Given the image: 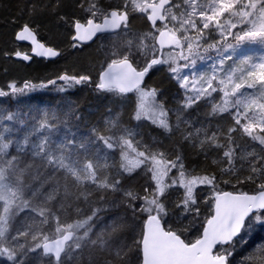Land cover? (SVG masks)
<instances>
[{"label":"snow or ice","instance_id":"6c2138e0","mask_svg":"<svg viewBox=\"0 0 264 264\" xmlns=\"http://www.w3.org/2000/svg\"><path fill=\"white\" fill-rule=\"evenodd\" d=\"M49 7L57 22L72 30L74 48L113 37L101 44L106 60L93 91L110 95L115 105L135 93L131 120L150 121L171 136L181 124H193L182 118L184 111L219 94L205 118L227 114L231 124L217 125L210 133L196 128L185 132L183 140L205 156L222 152L213 163L223 166L218 173L190 176L179 151L169 159L154 150L156 138L153 146L143 143L139 125H121L111 107L106 108L110 119L105 129L92 127L86 133L47 112L37 119L31 112L7 111L0 114V258L6 264H231L236 240L254 223L264 224V0H54L39 9L34 5L30 14ZM134 14L149 22V31H133ZM37 28L35 20L23 23L16 39L31 40L37 55H59L36 39ZM244 46L249 47L239 63L226 67ZM4 55L31 59L19 51ZM197 60L214 61L210 73L183 75L182 69ZM159 65H168L184 89L175 125L168 118L171 110L158 99L160 90L142 87ZM57 79L68 87L93 84L86 74ZM43 87L11 82L8 91L0 89V97ZM116 149L118 163L111 162ZM137 169L146 177L141 190L132 184ZM173 169L177 175L170 176ZM198 186L210 191L204 200L209 214L202 219ZM176 189L182 194L173 200ZM110 209L119 215L95 232L100 214ZM21 213L25 218L18 220ZM245 264H264V245Z\"/></svg>","mask_w":264,"mask_h":264},{"label":"trees","instance_id":"16d2710c","mask_svg":"<svg viewBox=\"0 0 264 264\" xmlns=\"http://www.w3.org/2000/svg\"><path fill=\"white\" fill-rule=\"evenodd\" d=\"M54 3V0H0V89L8 91L7 85L15 82L17 87H23L24 83L45 84L46 87L36 88L27 91L25 94L16 97H0V114H6L7 111L21 110L23 112H31L33 117L37 119L47 112L49 116L55 115L60 120L67 119L72 130L76 131L78 126L80 132L86 133L88 129L97 127L103 131L106 127L105 120L110 119L106 112L107 107L114 109L113 115L119 113L120 123L127 127H136L143 134V143L152 145V139L156 138L158 144L153 146L154 150L164 151L169 159H174L177 151L183 156L185 170L190 176L204 175L210 172H217L219 167L213 163V160H219L222 152L210 151L207 156L198 148L193 147L190 142L183 140V134L187 131L195 132L196 128L205 127L211 131L216 130L217 125L227 126L231 124V119L227 114H223V118L216 117L205 118L204 113L210 110L209 101L201 100L192 108L182 113V118L186 121H193L191 126L180 125L179 131H174L171 136L162 134V130L152 125L148 121H135L130 117L133 112L134 102L128 101L123 104L115 105L111 103V96H101L93 91L95 81L98 74L102 70V63L106 60L105 50L101 48L100 40L97 39L90 45H79L72 47L71 35L72 30L62 23H58L56 17L52 15L51 7L39 12L36 15L30 14V9L35 5L38 9L44 4ZM67 11V9H65ZM138 14H134L131 18V27H141L149 29V22L143 18L141 21L136 20ZM35 20L38 28L36 33L42 41L48 46H52L61 52V56L55 60H44L34 58L29 64L15 60L14 55L6 57L5 52L14 53L21 51L23 45L15 39V33L19 31V26L25 22ZM35 27V26H34ZM109 37V36H106ZM216 39V38H215ZM214 40V38H213ZM209 41H205L207 43ZM214 53V52H213ZM212 54V53H211ZM234 62V60H231ZM106 66V64L104 65ZM90 75L93 80L92 85H76L68 87L63 81L57 78L61 75ZM153 75L154 79H151ZM49 80H56V84H48ZM149 86L160 90L158 99L164 101L165 107L170 109L169 121L175 125L177 117V109L180 101L183 99V92L178 83L167 72L161 71L154 76V72L150 71L146 82ZM61 87H65V91H60ZM131 95V94H130ZM79 116L77 121L72 113ZM200 121L197 123L196 121ZM105 134L110 135V132ZM201 138H203L201 136ZM239 140V135L237 134ZM140 140L141 137H136ZM242 142V141H240ZM140 150H143L142 148ZM9 152L14 153V149L10 148ZM120 159L119 149L111 151V162L118 163ZM132 184L137 190H141L140 186L144 183L146 177L141 169L133 174ZM228 177H223L227 179ZM225 191L232 190L228 185H220ZM178 190V189H177ZM179 196L182 189H179ZM141 194H143L141 192ZM210 194L208 188L200 186L197 188L198 202L201 209V219L209 214L208 205L204 203L207 195ZM177 197L176 190L173 191L171 199ZM179 198V197H178ZM83 207V205H81ZM87 214V213H86ZM101 219L96 221L94 231L98 232L111 219L119 215L116 209H110L102 212ZM25 213H21L17 218L23 220ZM82 217L73 216L72 219ZM197 233L193 232L194 237ZM237 251L229 259L231 264H245V258L257 251L258 246L264 245V224L256 223V229L246 242L240 239ZM0 264H6L3 258H0Z\"/></svg>","mask_w":264,"mask_h":264},{"label":"rangeland","instance_id":"374dc122","mask_svg":"<svg viewBox=\"0 0 264 264\" xmlns=\"http://www.w3.org/2000/svg\"><path fill=\"white\" fill-rule=\"evenodd\" d=\"M144 17H142V16H140L139 14H138V16H137V18H136V20L138 19V20H142ZM149 27V29H145V28H141V27H134V28H132L133 29V31H135V32H146V31H149L150 30V25L148 26ZM218 39V36H216L215 34H213L212 35V39ZM113 39V37H111V36H109V37H105V38H103V39H101L100 40V42H101V44H105V45H108L110 42H111V40ZM21 45H23L24 46V48H21L20 50L21 51H19V52H23V53H26V54H28L30 51H31V47L29 46V45H25V44H21ZM248 47L249 46H244V48L243 49H237V53L235 54V55H233V59L232 60H234V62L233 61H228L227 62V65H226V67L227 66H236L238 63H239V60H240V58H241V53L242 52H247V49H248ZM251 47H253V48H256V47H258V46H251ZM165 51H167V49H165ZM229 54H231V52H230V50H229ZM213 57L215 56V53H212L211 54ZM214 61H212V60H204V61H201V60H197V62H196V65L194 66V67H192V68H189V69H182V74L183 75H188L190 78L192 77V75H193V73H195L197 76L200 74V73H210V65L213 63ZM179 63H184V61H179ZM161 71H164V72H167L169 75H170V73H169V71H168V65H159V66H156V67H154L153 69H152V72H154V76H156V75H158ZM150 74V72L148 73V75ZM148 77V76H147ZM151 79H154V77H153V75L151 76ZM148 84L146 83L143 87L145 88V89H150V88H153L151 85H152V83L149 85V86H147ZM180 87V86H179ZM181 90H182V92H183V96H184V89H182L181 88ZM160 100V99H159ZM205 101H209V103H216V102H218L219 100H220V95L219 94H217V93H213V95H212V97L211 98H208V99H204ZM128 101H133L134 103H135V101H136V94L135 93H131V95L129 94L128 95ZM169 117V116H168ZM147 121V120H146ZM148 122H150V121H148ZM170 176H175V175H177V170L176 169H173L172 170V172L169 174ZM166 179H168V178H166ZM198 188H200V186H198ZM204 188H207V187H205L204 186ZM179 190V189H178ZM177 189H176V193H177V197H175V200L176 199H178V197H179V191H178ZM207 196H210V194L209 195H207ZM255 229H256V223H254L253 224V227H252V229H251V231H248V232H245V233H242L241 234V238H239L241 241H244V242H246V240H248L249 239V237H250V234H253V232L255 231ZM238 242L236 241L235 242V245H234V247L232 248V252H233V255L236 253V249H237V247H238Z\"/></svg>","mask_w":264,"mask_h":264},{"label":"water","instance_id":"95a60500","mask_svg":"<svg viewBox=\"0 0 264 264\" xmlns=\"http://www.w3.org/2000/svg\"><path fill=\"white\" fill-rule=\"evenodd\" d=\"M15 39H16V37H15ZM36 39H37L41 44H44L45 47H52V46H48V45H46V43H45L44 41H42L41 38H39V36L37 35V33H36ZM16 40H17V39H16ZM96 40H97V38H93L92 41H86V42H83V43L80 44V45H90V44H93ZM17 42L20 43V44L29 45V46L31 47V51H30V53L27 54V55H29V56L31 57V59H29V60H24V59H23V56H21V57H16L15 55L13 56L15 60L23 61V62H25V63H27V64H29L30 62H32V60H33L34 58H36V59H44V60L51 61V60H55V59H57V58H59V57L61 56V52H60L58 49H56V50H57V52L59 53V55H57V56H55V57H47V56L37 55L36 53H34V52L32 51V48L34 47V45L32 44L31 40H17ZM52 48H54V47H52ZM54 49H55V48H54ZM21 53H22V54H26V53H23V52H21ZM147 76H148V75H147ZM147 76L145 77V79H144V81H143L142 87H143V86L146 84V82H147V79H148ZM129 94H131V93H129ZM129 94H128V95H129Z\"/></svg>","mask_w":264,"mask_h":264},{"label":"bare ground","instance_id":"6f19581e","mask_svg":"<svg viewBox=\"0 0 264 264\" xmlns=\"http://www.w3.org/2000/svg\"><path fill=\"white\" fill-rule=\"evenodd\" d=\"M105 67H106V66H105ZM238 239H239V238H238ZM238 239H237V240H238Z\"/></svg>","mask_w":264,"mask_h":264}]
</instances>
